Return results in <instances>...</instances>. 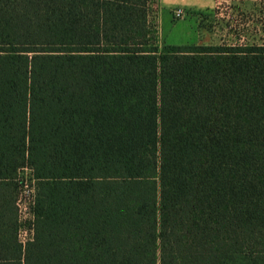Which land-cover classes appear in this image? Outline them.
Masks as SVG:
<instances>
[{"label":"trees","instance_id":"16d2710c","mask_svg":"<svg viewBox=\"0 0 264 264\" xmlns=\"http://www.w3.org/2000/svg\"><path fill=\"white\" fill-rule=\"evenodd\" d=\"M153 2L0 0V264H264V45Z\"/></svg>","mask_w":264,"mask_h":264},{"label":"rangeland","instance_id":"374dc122","mask_svg":"<svg viewBox=\"0 0 264 264\" xmlns=\"http://www.w3.org/2000/svg\"><path fill=\"white\" fill-rule=\"evenodd\" d=\"M177 8L184 10L180 18ZM151 22L161 45H264V0H154Z\"/></svg>","mask_w":264,"mask_h":264},{"label":"built area","instance_id":"2783aa9c","mask_svg":"<svg viewBox=\"0 0 264 264\" xmlns=\"http://www.w3.org/2000/svg\"><path fill=\"white\" fill-rule=\"evenodd\" d=\"M184 15V10L182 8H177L174 11V16L176 18H180ZM33 194H34V186L29 185L25 183L24 187L21 190V195L18 200V207H19V213L21 215L22 220H26L27 218H30V202L33 200ZM24 202V206L26 208V215L23 216L20 209V203ZM33 235V229L29 227H23L20 230L19 236L20 240L23 244L26 243L28 239H30Z\"/></svg>","mask_w":264,"mask_h":264}]
</instances>
